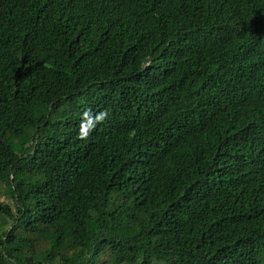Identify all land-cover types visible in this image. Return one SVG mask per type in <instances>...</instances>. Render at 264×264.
I'll return each mask as SVG.
<instances>
[{
  "label": "trees",
  "instance_id": "obj_1",
  "mask_svg": "<svg viewBox=\"0 0 264 264\" xmlns=\"http://www.w3.org/2000/svg\"><path fill=\"white\" fill-rule=\"evenodd\" d=\"M0 264H264V0H0Z\"/></svg>",
  "mask_w": 264,
  "mask_h": 264
},
{
  "label": "clouds",
  "instance_id": "obj_2",
  "mask_svg": "<svg viewBox=\"0 0 264 264\" xmlns=\"http://www.w3.org/2000/svg\"><path fill=\"white\" fill-rule=\"evenodd\" d=\"M103 118H104V114H99V115L95 118V120H96V121H99V120H101V119H103ZM93 127H95V122H93V123H91V124L89 125V127H88V131H91V129H92ZM85 135H87V132H85Z\"/></svg>",
  "mask_w": 264,
  "mask_h": 264
}]
</instances>
